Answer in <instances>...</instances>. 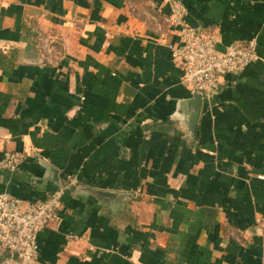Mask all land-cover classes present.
I'll use <instances>...</instances> for the list:
<instances>
[{
    "label": "crops",
    "instance_id": "crops-1",
    "mask_svg": "<svg viewBox=\"0 0 264 264\" xmlns=\"http://www.w3.org/2000/svg\"><path fill=\"white\" fill-rule=\"evenodd\" d=\"M181 1L219 50L260 56L192 133L167 0H0V161L25 155L0 193L74 182L37 264H264V0Z\"/></svg>",
    "mask_w": 264,
    "mask_h": 264
},
{
    "label": "built area",
    "instance_id": "built-area-1",
    "mask_svg": "<svg viewBox=\"0 0 264 264\" xmlns=\"http://www.w3.org/2000/svg\"><path fill=\"white\" fill-rule=\"evenodd\" d=\"M170 13L165 21L175 31L177 42L166 43L174 61L182 66V85L202 99L210 100L217 92L220 79L238 74L260 60L255 40L217 48V40L209 33L190 27L181 0H167ZM165 42V37H162ZM25 155L6 151L0 167L15 171ZM74 184L59 186L47 199L24 202L0 193V247L5 253L0 264H37L38 233L59 220L62 196Z\"/></svg>",
    "mask_w": 264,
    "mask_h": 264
},
{
    "label": "water",
    "instance_id": "water-1",
    "mask_svg": "<svg viewBox=\"0 0 264 264\" xmlns=\"http://www.w3.org/2000/svg\"><path fill=\"white\" fill-rule=\"evenodd\" d=\"M192 97L190 99V103L192 104V111L190 112L189 122H188V130L190 133L194 130L195 123L198 118V114L200 111V107L202 105V96L199 93H191ZM104 197L113 196L109 193H102Z\"/></svg>",
    "mask_w": 264,
    "mask_h": 264
}]
</instances>
